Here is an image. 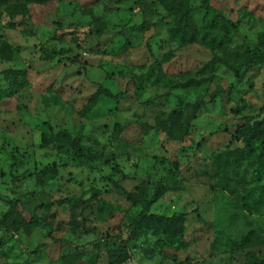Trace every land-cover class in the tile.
Wrapping results in <instances>:
<instances>
[{
  "label": "rangeland",
  "instance_id": "1",
  "mask_svg": "<svg viewBox=\"0 0 264 264\" xmlns=\"http://www.w3.org/2000/svg\"><path fill=\"white\" fill-rule=\"evenodd\" d=\"M156 1L0 6V220L10 224L0 264H108L126 238L122 264H264V147L252 138L243 151V126L264 106V63L239 78L219 64L196 73L214 57L238 64L256 51L264 0H189L199 41L186 45L144 26L166 14ZM7 70L23 74L17 84L5 83ZM188 78L202 82L182 88ZM98 85L125 94L92 102ZM48 127L120 174L43 144ZM139 215L185 220L176 236L152 226L132 234Z\"/></svg>",
  "mask_w": 264,
  "mask_h": 264
},
{
  "label": "trees",
  "instance_id": "2",
  "mask_svg": "<svg viewBox=\"0 0 264 264\" xmlns=\"http://www.w3.org/2000/svg\"><path fill=\"white\" fill-rule=\"evenodd\" d=\"M10 0H0V6H5L6 3ZM20 2H24L27 4H44L51 1L56 0H17ZM189 0H157L152 4L153 10L157 15V7H162L166 14L165 16H161L160 19L153 24L144 23V26H156V24L163 25L167 27V35L171 41H177L181 45H186L189 43H195L199 41L198 38V30L193 21V18L190 14V9L188 7ZM7 8H9L10 16H16L20 13L12 7V5L7 4ZM23 8V7H22ZM22 13L24 12V8L22 9ZM150 51V50H149ZM150 56H153L150 53ZM153 66L158 68L157 80L164 82L167 78L163 69L160 67V63L154 59ZM264 63V42L261 41L258 44V48L252 54H246L243 56V59L239 61L238 64H229L228 60L222 55L214 57L207 63H204L199 69L196 70L197 74H207L208 77L213 73L215 65L219 64L231 71L234 76L237 78L246 75L250 70H252L258 64ZM3 76V80L7 85L17 84V81L20 80L23 74L19 71L7 70L1 73ZM180 76V75H179ZM203 81L207 79H202ZM201 80H195L188 78L184 83H182V88H187L189 86H198L201 84ZM123 94L113 95L109 90L103 88L98 85V89L92 95V102H96L99 98H108L115 100L116 102ZM188 108L193 107V105H187ZM182 112H174L171 114L172 117H176V115L181 114ZM162 122L159 126H162ZM166 131L172 135L175 132V123L171 121L169 123V127L165 128ZM245 132L249 134L248 139L245 141L243 151L251 152V139L258 138L260 139V144L264 147V106L260 111L259 117L253 119L252 122L249 121L246 125L243 126ZM48 131L50 137H43V144H49L51 142L65 145L68 147L76 156L84 157L89 160H97L103 159L105 163H108L112 166V169L116 174H120L119 167L110 159L104 158L103 155L92 154L90 151H85L78 139H71L67 133H59L48 127ZM159 186L162 184L159 183ZM114 187L118 188V185L114 183ZM127 198L129 200L134 201L135 198L128 194ZM136 201V200H135ZM185 220V215L172 216V217H162L156 215H139L137 219L133 221V229L131 233L133 234L136 230H142L148 226H152L153 228L167 234L170 236H176L181 233L183 229V223ZM0 230L3 232H10V224L6 222V220H0ZM130 238H126L120 241L119 249L115 251H109L108 255V264H122L128 258V248L130 243ZM105 241H112V237L108 235L105 237ZM56 243H60L61 241H55ZM44 249V245L37 246L32 252L28 254L29 258H38ZM75 261H67L66 264H74Z\"/></svg>",
  "mask_w": 264,
  "mask_h": 264
}]
</instances>
